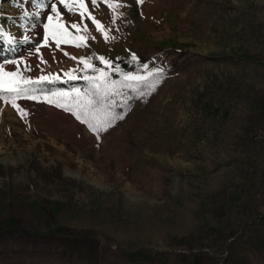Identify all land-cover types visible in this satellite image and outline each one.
<instances>
[{
  "label": "rangeland",
  "instance_id": "rangeland-1",
  "mask_svg": "<svg viewBox=\"0 0 264 264\" xmlns=\"http://www.w3.org/2000/svg\"><path fill=\"white\" fill-rule=\"evenodd\" d=\"M0 21V264H264V0H0Z\"/></svg>",
  "mask_w": 264,
  "mask_h": 264
},
{
  "label": "trees",
  "instance_id": "trees-1",
  "mask_svg": "<svg viewBox=\"0 0 264 264\" xmlns=\"http://www.w3.org/2000/svg\"><path fill=\"white\" fill-rule=\"evenodd\" d=\"M1 31V30H0ZM172 49H174V54L172 58L169 59V64H172V66H177L182 63L181 57L185 54V50L181 48L180 45L178 46H172ZM126 61L123 59H117L115 62L114 69H110L108 71V74L110 76H119L120 74H130L133 73L136 69V65L134 59L132 57L124 58ZM112 96L111 98V105L118 108L120 105V102L122 100V96H126L127 91L121 89L120 93H117V91H111ZM136 261H139V258H135Z\"/></svg>",
  "mask_w": 264,
  "mask_h": 264
},
{
  "label": "snow or ice",
  "instance_id": "snow-or-ice-1",
  "mask_svg": "<svg viewBox=\"0 0 264 264\" xmlns=\"http://www.w3.org/2000/svg\"><path fill=\"white\" fill-rule=\"evenodd\" d=\"M60 2L61 3H64V0H60ZM40 3H41V5H43V0H40ZM57 6L55 5V4H53L52 6H51V12L52 13H57ZM48 19L49 20H52V16L50 15V16H48ZM73 27H77V25L76 24H73L72 25ZM44 28L45 29H47L48 28V25L47 24H45L44 25ZM3 35H4V33L2 32V31H0V37H3ZM27 39V37H25V40ZM37 51H39V49H37ZM6 63H8V64H15V61H7ZM3 67V65H0V68H2ZM8 75H15V73H12V72H10V73H7ZM72 78H74V77H72ZM43 79V78H42ZM73 91L74 92H76V91H78V90H76V89H73ZM92 102L91 101H89V104H91ZM111 115V114H110ZM118 117L116 116V115H111V119L112 120H115V119H117ZM105 123H107V121H105Z\"/></svg>",
  "mask_w": 264,
  "mask_h": 264
}]
</instances>
